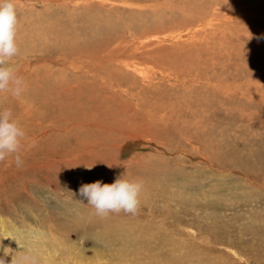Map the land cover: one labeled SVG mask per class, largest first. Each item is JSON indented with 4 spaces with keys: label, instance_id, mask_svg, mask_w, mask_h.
<instances>
[{
    "label": "rangeland",
    "instance_id": "rangeland-1",
    "mask_svg": "<svg viewBox=\"0 0 264 264\" xmlns=\"http://www.w3.org/2000/svg\"><path fill=\"white\" fill-rule=\"evenodd\" d=\"M15 3L19 51L9 65L25 88L20 97L0 92V109L12 111L26 139L20 167L12 156L0 161V256L6 264H112L115 257L102 252L132 245L147 251L161 242L175 255L191 254L179 264H264V221L243 224L240 216L263 203L221 172L201 192L231 182L237 195H219L214 211L198 212L195 204L206 202L195 185L203 179L198 169L205 168L194 154L197 146L185 141L186 128L196 132L199 100L216 98L217 86L248 82L264 94V3ZM122 113L133 121L121 120ZM132 124L141 141L119 143L105 154L116 150L118 173L143 181L137 214L109 213L107 228L74 223L84 204L69 195L70 184L111 181L93 164L95 152L113 142L115 128ZM254 128L241 136H252L246 142L257 146L264 131ZM258 233L260 242L249 238Z\"/></svg>",
    "mask_w": 264,
    "mask_h": 264
},
{
    "label": "bare ground",
    "instance_id": "bare-ground-1",
    "mask_svg": "<svg viewBox=\"0 0 264 264\" xmlns=\"http://www.w3.org/2000/svg\"><path fill=\"white\" fill-rule=\"evenodd\" d=\"M257 2L264 3V0H257ZM258 77L256 76V78ZM248 80L249 82L254 80L253 74L248 76ZM241 86L242 85H239L234 89H231V85L229 84H225V86H217L216 90L214 91L216 98L213 97L214 99L209 100L210 102L207 101L208 98L200 99L199 101L202 100V102H200V110L198 109L199 112L197 119H195L197 124L195 129L196 132H191L186 128L185 130L188 131V138L185 141H189L197 146V151L195 150L194 154L201 161L200 164H203V168H205L201 169L200 167V169H198V173L199 175L203 176V179H198L199 185H195L198 186L200 190L199 199L206 202V205L195 204L196 209L199 208L198 212L201 210L203 212L214 211L217 207L216 204L219 201V195L234 198L237 195V192L236 187L233 186L231 182H229L232 179L236 182L237 186L250 193L253 196V199L258 197L259 202L263 203L261 206L255 205L256 209L253 211H246L242 209V213L240 214L243 224H247L249 222L253 224L259 219L261 222L258 224V226H260L264 221V201H262L264 198V132L263 136L256 144L257 146L246 142L247 140L251 143L252 136H249L247 133H245V137L241 135L244 131L246 132L247 129L253 127H255L254 130L261 128L262 131H264V94L260 93L261 91L259 92L256 90V87L250 85L248 82L244 85V88H241ZM130 117L131 115H125V113L121 114V120H132ZM138 117H141V115ZM133 124L130 126L126 125L124 130L121 128H115L112 132H117V134L114 136L113 142L107 143L103 149L97 150L95 152L96 158L94 159L95 163L93 164L97 167L96 169L113 176V179L107 183H111L118 175H121V173H118L117 171L120 169L118 167L121 166L119 160L115 158L116 150L113 151L115 154L113 155L112 152L109 157L106 156L105 152L107 150L117 149L119 143L140 142L141 140H137L136 135L133 134L136 132L133 130L135 128ZM137 166L133 167L136 168ZM132 171L129 172L132 174ZM221 172H225L229 175H223L230 179L226 181L229 183H227L226 186L221 189L218 187L211 189L209 195L202 193L200 187L204 186V182L212 176H217ZM136 174L137 173H135V175ZM142 174H145V172ZM83 177L84 178L82 181L84 182H88L90 180L85 172ZM147 179H145V181ZM70 187L71 188L68 190V193H70L69 195L80 198L83 200V203H86V200H84L78 193V184L76 182L71 183ZM173 195H176V193ZM148 196L149 195H147V198ZM143 200L144 198L141 196L140 202ZM176 201L179 202L178 200ZM143 204L145 205V203ZM88 208H91V206L87 204H84L82 208L79 207L77 210L78 214L72 218L73 222L79 223L85 221V224L91 227L94 225L97 228H107L112 226L108 215L98 216L95 214L94 209H91L89 213H85L84 209ZM160 215L159 217H165V215ZM249 238L256 242L261 241L260 233L251 235ZM162 244L163 242H161L160 245L157 244L158 246H155V249L147 251L143 250L137 245H132L131 247L123 246L121 248L114 249L110 254L107 252H102L101 255H110L115 257L117 261L112 264H179L184 259L188 261L187 255L191 254H185L183 251H181L180 253L184 255L180 256L179 252L178 255H175L170 248L163 247Z\"/></svg>",
    "mask_w": 264,
    "mask_h": 264
},
{
    "label": "clouds",
    "instance_id": "clouds-1",
    "mask_svg": "<svg viewBox=\"0 0 264 264\" xmlns=\"http://www.w3.org/2000/svg\"><path fill=\"white\" fill-rule=\"evenodd\" d=\"M17 30L15 0H0V92H9L14 97H20L25 88L23 79L9 65L19 51ZM25 139L26 132L12 111L0 109V161L12 156L15 165L20 167L23 164L20 153ZM142 190V180L121 174L111 183L96 180L81 184L78 193L86 200L83 204L91 206L98 216L121 212L135 215L139 210ZM0 264H6L3 256H0ZM10 264L15 262L11 259Z\"/></svg>",
    "mask_w": 264,
    "mask_h": 264
}]
</instances>
